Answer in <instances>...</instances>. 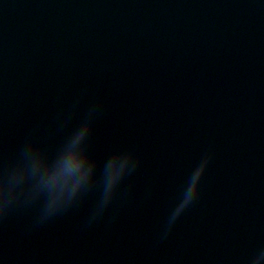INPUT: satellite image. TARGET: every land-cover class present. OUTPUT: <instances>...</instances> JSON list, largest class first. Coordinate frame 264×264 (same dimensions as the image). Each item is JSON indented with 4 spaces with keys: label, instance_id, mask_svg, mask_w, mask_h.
Wrapping results in <instances>:
<instances>
[{
    "label": "water",
    "instance_id": "1",
    "mask_svg": "<svg viewBox=\"0 0 264 264\" xmlns=\"http://www.w3.org/2000/svg\"><path fill=\"white\" fill-rule=\"evenodd\" d=\"M86 116L98 160L139 167L91 224L95 189L42 224L0 213V264H264V0H0V168Z\"/></svg>",
    "mask_w": 264,
    "mask_h": 264
},
{
    "label": "clouds",
    "instance_id": "2",
    "mask_svg": "<svg viewBox=\"0 0 264 264\" xmlns=\"http://www.w3.org/2000/svg\"><path fill=\"white\" fill-rule=\"evenodd\" d=\"M94 122L86 116L63 138L54 152L35 138L20 145L15 159L0 168V213L7 214L22 204H38L37 224L62 214L92 190L99 198L89 218L102 217L121 195L126 179L139 167L135 150L111 153L101 162L90 150ZM211 157H206L189 175L182 198L171 211L162 236H167L178 219L199 197L201 181ZM251 264H259L253 258Z\"/></svg>",
    "mask_w": 264,
    "mask_h": 264
}]
</instances>
